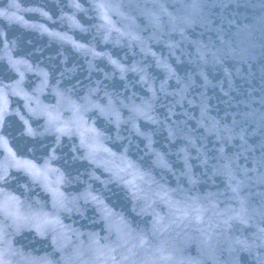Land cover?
I'll use <instances>...</instances> for the list:
<instances>
[{
	"label": "water",
	"instance_id": "95a60500",
	"mask_svg": "<svg viewBox=\"0 0 264 264\" xmlns=\"http://www.w3.org/2000/svg\"><path fill=\"white\" fill-rule=\"evenodd\" d=\"M0 264H264V0H0Z\"/></svg>",
	"mask_w": 264,
	"mask_h": 264
}]
</instances>
